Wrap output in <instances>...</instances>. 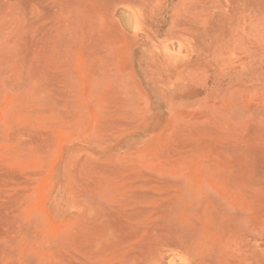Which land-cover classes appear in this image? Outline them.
<instances>
[{
    "label": "rangeland",
    "instance_id": "1",
    "mask_svg": "<svg viewBox=\"0 0 264 264\" xmlns=\"http://www.w3.org/2000/svg\"><path fill=\"white\" fill-rule=\"evenodd\" d=\"M0 264H264V0H0Z\"/></svg>",
    "mask_w": 264,
    "mask_h": 264
}]
</instances>
